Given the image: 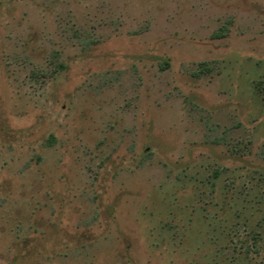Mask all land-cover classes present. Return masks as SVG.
I'll return each mask as SVG.
<instances>
[{"label": "rangeland", "instance_id": "1", "mask_svg": "<svg viewBox=\"0 0 264 264\" xmlns=\"http://www.w3.org/2000/svg\"><path fill=\"white\" fill-rule=\"evenodd\" d=\"M0 264H264V0H0Z\"/></svg>", "mask_w": 264, "mask_h": 264}]
</instances>
